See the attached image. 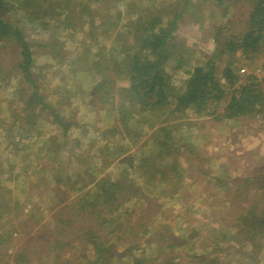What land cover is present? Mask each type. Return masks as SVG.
Masks as SVG:
<instances>
[{"label": "trees", "instance_id": "1", "mask_svg": "<svg viewBox=\"0 0 264 264\" xmlns=\"http://www.w3.org/2000/svg\"><path fill=\"white\" fill-rule=\"evenodd\" d=\"M47 1L17 0V12L21 9L26 19L16 23L13 5L0 0V45L7 44L10 54V59L0 62V73L9 64L22 86L17 98L22 108L11 117L12 126L32 137L45 115L58 127L60 135L52 137L55 141L69 138L78 124L63 119L39 93L35 58L43 55L63 62L68 55L51 37L47 43L30 38L37 36V28H56L51 23H60L62 15L72 13L76 5L71 8L67 0ZM102 1L107 5L100 11L103 17L89 6ZM81 5H77L82 17L79 25L87 24L91 40L98 39V32L109 39L116 30L110 45L102 44L96 53L87 55L85 68L80 70L95 78L86 94L92 111L115 115L112 126L101 132L103 137L111 136L107 144L117 158L128 154L145 135L148 138L138 146L137 160L128 154L127 168L115 178L93 176L88 166L91 158L85 157L80 159L83 167L72 174L48 170L51 192L58 201L49 209L53 210L52 239L41 242L43 256L53 264H231L235 257L259 264L264 252V173L235 180L227 172H211L206 163L212 158L185 134L197 131L207 118L219 123L264 121V0H89L86 8ZM209 5L222 9L226 23L216 28L213 55L192 66L190 49L176 32L187 20L200 24ZM241 6H247L242 16L232 20L230 9ZM97 15L102 18L95 26ZM238 19L242 27L232 34L230 26ZM63 20L62 26H73L68 16ZM239 53L247 60V71L238 65ZM182 71L186 78L177 87L173 77ZM120 82L125 85L120 87ZM2 118L0 130L7 125ZM58 151L50 146L47 153L56 156ZM193 173L212 182L208 199L213 201L215 225L208 241L200 239L198 230L189 237L177 236L160 203L183 201L185 182L195 179ZM5 175L0 164L3 257L8 256L6 245L16 230L29 221L21 216L22 203L12 202ZM31 212H36L37 221L39 208ZM187 241L189 249L184 245ZM31 254L21 247L19 263L31 264Z\"/></svg>", "mask_w": 264, "mask_h": 264}, {"label": "rangeland", "instance_id": "2", "mask_svg": "<svg viewBox=\"0 0 264 264\" xmlns=\"http://www.w3.org/2000/svg\"><path fill=\"white\" fill-rule=\"evenodd\" d=\"M9 1L14 7L13 22L17 23L19 19H26L21 9H18L17 12V0ZM48 1L54 4V0ZM67 1L71 3V8L76 5L74 11L62 15L60 23H51V26L56 25V28L47 30L37 28V36L30 39L37 38L42 43H47L51 37L57 48L63 47L64 51L67 52V60L63 62L57 59L51 60L43 55L37 56L35 58V71L40 75L38 78L39 93L44 95L45 102L55 106L63 119L78 124V127L70 132L69 138L57 137L58 140H52L53 136L60 135V133H57L59 132L58 127L53 124L52 119H47L45 115L37 123L38 126L32 137H28L17 126L13 127L11 117L13 118L22 108L21 103L17 102L18 91L22 86L19 84V77L17 78L16 72L11 70L9 64H7L6 69L2 68L0 73V116L7 123L3 127L4 129L0 130V164L5 167L7 172L3 180H5L6 188L11 192L12 202L22 203L23 215L21 216L29 220L22 230H16V234L13 235L14 239L6 245L8 246V251H6L8 256L0 255V264H20L17 257L21 252V247L32 252L31 264H53L52 260L43 256L44 252L40 251L41 242H48L52 239L50 231L53 230V210L50 211L49 209L55 208L58 201L54 191L51 192L53 180L49 169L55 168L58 173L62 172L64 175L72 174L80 166L83 167V164H80V159L85 157L91 158L88 166L92 169L93 176L100 178L105 175L115 178L123 169L127 168L128 154L132 160H137L139 154L136 150L139 149V145H144L148 138V134L145 135L138 145L132 146L128 154L121 155L119 158L113 156L114 149L111 146L109 148L107 144V140H110L111 136L104 138L101 132L112 126L115 115L102 111L98 113L92 111L89 105L90 99L86 94L95 78L90 76V73L86 75L80 70L85 68L83 64H85L84 59L87 55L96 53L98 46L102 44L110 45L116 30L109 39H103L102 33L98 32V39L96 41H94L95 39L91 40L88 35L87 24L82 27L79 25L82 17L80 7H77L82 3L81 7L86 8L89 0ZM126 3L120 5L121 11L125 10ZM112 5V3L109 4V7L112 8ZM89 6L96 11L98 10L101 15L100 11L104 10L107 5L102 1L97 6L94 4ZM246 7L230 9V18L237 20L234 16L240 14L242 16V11ZM66 16L72 19L73 26L61 25ZM101 16L103 17V15ZM101 16L97 15V19L94 20L95 26L98 25ZM203 19H201L200 24L187 20L188 22L179 25L176 32V35L183 39L190 49L192 66L198 62H205L207 58L213 55L216 47L214 39L216 28L218 25L226 23L222 18V9L212 5L205 8ZM230 27L231 30H229L232 34L239 33V28L242 27L240 19L235 26ZM49 50H51L50 46L47 48V51ZM8 52L7 44L6 46L1 44L0 54L3 55H0V62L4 63L6 58L10 59ZM239 57V67L247 71V60L240 53ZM70 61H75V63L71 65L69 64ZM222 67L223 65H221ZM72 70L78 71L73 73ZM185 78L186 75L183 71L175 73L173 77L175 86L180 87ZM124 85V83H119L120 87ZM197 127V131H189L185 136L186 138L190 137L194 145L212 158L211 161L206 160L209 162L206 163L208 170L211 169V172L219 170L220 174L223 171L227 172V176L236 178L235 180L264 173L263 120L219 123L213 121L212 118H207L204 123ZM127 140L124 141L123 145L128 144L129 139ZM50 146L53 150L59 148L56 156H50L54 151L48 155L47 151ZM87 164L84 163L85 166ZM45 169L46 171H43ZM193 176L195 178L192 179L193 181L185 182L183 201L176 199L161 200L160 203L162 210H165L166 216L169 217L166 222L172 225L177 236L186 235L189 237V234L198 230L200 239L208 241L211 236L209 235L210 230L215 225L212 207L210 208L213 201L208 199L212 182L209 179H203L196 173H193ZM48 185L50 186L49 189ZM33 208L34 211L39 208L37 221L34 219V216L37 215L36 212L33 214L31 212ZM198 240L194 242L197 244ZM184 245L186 249H189L191 244L187 241ZM231 264L251 263L235 257ZM259 264H264V252Z\"/></svg>", "mask_w": 264, "mask_h": 264}]
</instances>
